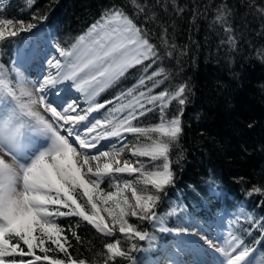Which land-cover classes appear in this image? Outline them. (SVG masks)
I'll list each match as a JSON object with an SVG mask.
<instances>
[{
  "label": "trees",
  "instance_id": "trees-1",
  "mask_svg": "<svg viewBox=\"0 0 264 264\" xmlns=\"http://www.w3.org/2000/svg\"><path fill=\"white\" fill-rule=\"evenodd\" d=\"M137 2L146 6L145 12H139L131 0H33L30 5L27 0H6L0 7V19L31 21L44 31L46 39L56 48L64 49H70L78 37L113 5L123 8L134 23L145 30L160 58L148 73L143 69L152 63L151 60L128 69L101 94L100 101L114 99L119 92L135 85L141 75L151 74L159 68L164 69V74L154 80L164 82L153 89V94L173 91L181 84L188 86L181 117L183 133L169 153L174 182L160 193L142 182L138 183L137 190L138 194L159 195L153 208L156 219L172 210L177 211L180 220L174 214L169 215L170 219H165L163 226L168 230L161 231L155 220H141L138 216L130 219L129 223L138 231L148 233V238L140 241L112 231L111 236H106L78 216L53 217L64 229L61 236H67V255L55 245H51L52 250L47 253L41 252L37 244L31 257L16 259L24 260L25 264L28 260L33 264H50L57 259L70 264L68 256H71L73 260H84L85 264H104L106 243L119 240V247L125 251L131 244L137 245L131 252L134 264H147L162 252L164 244L175 241L183 246L169 233L183 230L194 233L192 227L216 223L223 210L227 232L242 240L254 250L255 257L262 260L264 194L254 189H264V14L261 13L264 0ZM177 8L183 11L178 13ZM217 8L227 9L235 47L221 43L228 34L219 23H214ZM34 16L40 19L34 20ZM161 25L167 28L166 33ZM162 37L168 41L167 46L162 43ZM16 49L18 45L10 39L0 42V73L13 84L18 80L12 71ZM169 51L173 53L171 56L167 54ZM152 84L153 81H146L144 87ZM180 107L173 101L166 110L167 115L174 116ZM158 120L157 109L133 124L152 126ZM151 135L156 136L155 133ZM135 136L141 145L149 143L144 137ZM111 178L105 176L100 185L104 193L112 192ZM76 195L78 202L87 208L81 190L77 189ZM185 218L189 219V228L178 227ZM72 231L80 237L79 241L72 236ZM34 235L41 234L37 231ZM20 243L27 251V246ZM49 245L50 241L45 238L44 247ZM36 255L41 256L40 261L35 260ZM45 255L48 260L44 259ZM133 261L117 257L108 264H133Z\"/></svg>",
  "mask_w": 264,
  "mask_h": 264
},
{
  "label": "snow or ice",
  "instance_id": "snow-or-ice-1",
  "mask_svg": "<svg viewBox=\"0 0 264 264\" xmlns=\"http://www.w3.org/2000/svg\"><path fill=\"white\" fill-rule=\"evenodd\" d=\"M27 2L30 5L33 0ZM131 3L139 12L146 11V6L137 0H131ZM176 11L179 13L183 9L177 8ZM261 13L264 14V9H261ZM227 15V9L217 8L214 23H219L225 34H228L227 39L221 43L235 47V38L230 34L233 29L228 23ZM33 19L40 18L34 16ZM17 24L18 28L13 27ZM0 25L4 26L0 27V42L6 37H16L20 32L31 31L36 27L35 23L13 18L0 19ZM161 27L166 33L167 28L163 25ZM162 43L168 45L163 37ZM171 47L175 49L174 44ZM57 52L63 60L54 58V62L47 61L55 69V75L50 73L31 88L20 80L13 84L0 73V264H25L24 260L16 258L31 257L37 244L41 252L47 253L52 250L51 245H55L67 255V236H61L64 229L53 217L78 216L98 232L111 236V230L100 217V209L96 203L98 198H103L105 205L112 201L118 209L115 214L109 208L104 211L109 213L114 224H119L121 233L129 239L136 237L144 241L148 238V233L138 231L125 219L128 215L125 206L131 208L132 205L127 197L118 199L122 196L119 181L116 192L104 193L100 188L104 177L140 172L143 177L141 182L146 186L151 185L156 193L163 192L166 186L174 182L169 153L183 133L181 117L183 106L187 102L188 86L181 84L173 91L153 94V89L164 82L154 80V77L164 74V69L159 68L151 74L141 75L135 85L119 92L114 99L95 103L96 96L123 77L128 69L151 60L152 63L143 69L144 73H148L160 58L145 30L138 27L123 8L113 5L89 26L84 35L78 37L70 49L57 47ZM167 54L171 56L173 53L169 51ZM68 80L74 81L77 89L85 93L88 104L86 109L77 111V106L63 97L54 106V102L43 95L46 89ZM149 80L153 84L145 88V83ZM58 92L59 90L53 92V95H58ZM173 101L181 107L174 116L169 117L166 110ZM108 104L113 105L108 109V117L103 120L93 118L87 124H82L88 121V114L104 109ZM41 107L44 113H50V118L39 111ZM157 109L158 123L152 126L133 124V121H138L140 117ZM112 113L117 115L113 116ZM98 127L104 131L97 133ZM123 133L135 134L138 138L144 137L149 141L134 146L131 155L149 158L151 168L143 162H138L139 167H134L128 160H124L123 166H119L121 161L118 157L122 148L117 149L113 144L109 146V150L100 144L101 140L110 137H119L123 141ZM152 133L156 136L151 135ZM40 138H43V142H40ZM74 145H78V148ZM123 147H127V144L124 143ZM92 149L96 151H89ZM5 156L11 162L6 161ZM101 158L107 162L101 164ZM81 160L82 163H79ZM157 161L161 163L157 164ZM123 185L124 188H131L135 209L139 210H133L131 215L138 216L141 220H155L153 208L160 199L159 195L138 194L127 180L123 181ZM77 189L86 198L90 212L84 204L78 202ZM254 191L264 194V189L261 188H255ZM261 227L264 228V224ZM167 230L161 227V231ZM37 231L40 236L34 235ZM72 236L77 241L80 240L75 231H72ZM45 238L50 241L48 248L44 247ZM21 241L27 246V251L21 247ZM205 242L211 246L206 238ZM119 243V240L106 243L104 264L117 257L133 261L131 252L137 249V245L133 243L125 251L118 246ZM216 250L225 257L219 264H254L255 261L254 250H250L235 236L227 247L222 246ZM44 259L48 260L47 255ZM35 260L40 261L41 256L36 255ZM68 261L70 264H85L84 260H73L71 256H68ZM27 264L33 262L28 260ZM50 264L65 262L57 259ZM261 264H264V259Z\"/></svg>",
  "mask_w": 264,
  "mask_h": 264
},
{
  "label": "rangeland",
  "instance_id": "rangeland-1",
  "mask_svg": "<svg viewBox=\"0 0 264 264\" xmlns=\"http://www.w3.org/2000/svg\"><path fill=\"white\" fill-rule=\"evenodd\" d=\"M5 2L6 0H0V7L3 6ZM28 23H32V22L28 21ZM0 27H4V26L0 25ZM13 27L18 28L19 25L17 24V25H14ZM6 39H10L12 40V43L18 45V49L15 54L16 55L15 61L12 64L13 71L16 70V75L19 77L18 80L22 81L25 84V86L29 88H31L32 85L37 84L36 83L37 76L35 74H32L30 70L28 69L27 70L29 72L23 69H19L20 67L17 65H20V64L27 65L26 66L27 68L29 69L33 68V70L39 71L42 68L44 59H46L48 56L49 57L54 56V58L63 60V58L59 56L57 49L53 47V45L51 44V42H49L48 39H46L44 31L39 29L37 25L31 31L20 32L16 37H6ZM23 53L25 54L23 57V60L21 59L18 60V58ZM24 58H27L26 64H25ZM70 82L71 83L66 85V87L70 88L69 86L71 85V89H74L75 86L73 85V81H70ZM108 88H106L104 91H106ZM62 89H63L62 87L61 88L51 87L47 89L45 93L47 100L52 101L53 97L55 96L53 95V92H57V90H59L58 92V95H59ZM48 90H51V92L48 93L49 92ZM77 96L78 94L77 95L75 94L73 97H75L76 99ZM99 97L100 96H96L95 103H100V101L98 100ZM67 101H70V99L68 98ZM87 107L85 106V109ZM112 107H113L112 104H108L106 105L104 109H100L96 112H92L88 114V121H85L82 124H87L89 121H92L93 118H100L103 120L105 117L109 116L108 109ZM39 111L42 114L46 115L47 118H50L48 115L50 113H44V111L42 112L41 108H39ZM111 115L114 116L117 114L112 113ZM148 119H151V118H148ZM102 131H104L103 128H101L99 132H102ZM122 136L124 137L123 141H121V138L119 137H110V138L101 140L100 143L104 141H107V142L113 141L117 149L122 148V152L120 154L121 155L120 160H122L123 162L124 160H128L130 164L134 167H139L138 162H143L148 168H151V165H150L151 162L149 158L136 157V156L131 155L132 148L136 145H141L140 141L136 138L135 134L123 133ZM40 142H43V138H40ZM124 143L127 144V147H123V145L121 146V144H124ZM74 146H77L78 148V145H74ZM4 159L8 162H11L10 158L7 156H5ZM159 162L160 161H157L156 163H159ZM115 166L116 165H114V167ZM113 177L111 178V180L113 181L112 192L117 191V181H119V188L122 190V196L118 197V199L122 200L123 197H127L129 204L132 205L131 208H128L127 206H125L126 211L128 212V215L125 217V219L129 222L130 219L135 218L134 216L131 215V212L133 210H136L137 212H139V210L135 209V199L133 198L131 188H124L123 181L125 180L130 181L132 188H135L136 190H138L139 185H140L138 183L143 180V177L141 176L140 172H136L132 174H128V173L113 174ZM96 203H97L98 208L100 209V213H99L100 217L103 218L105 223L108 225L109 229L113 233L115 232L121 233L119 230V224L118 223L114 224L112 218L109 216V213L107 211H104L105 208H109L113 210L114 214L117 213L118 209L115 208L114 203L112 201H109V203L105 205L103 203V198L96 199ZM87 209L89 210V212L91 211L90 206L88 205H87ZM222 211L223 210L220 211V217H218V220L216 221V223L214 224L209 223V224L200 225L197 227L195 225L194 228L192 227V230H195L194 233H187L184 230L178 231L177 233L174 231L172 233H169L170 236L175 237L177 242H180V243L182 242L183 246H180L175 241H173L172 243L164 244V246H162L163 248L162 252L157 254V256H155L154 258L150 259V261H148L149 263H147V261L145 263L147 264H202L199 260H196L197 257H200L201 260H203L204 264H219V262L221 260H224L225 257H223L216 249L222 246L227 247L228 242L232 239V236L230 235L229 232H227V228L224 225L226 214H224ZM176 212L177 211L171 210V212H169L168 214H165V215L161 214L157 219H155V224L158 227L160 226L163 227L164 220L170 219L169 215L171 214H174L175 218L180 220L176 216ZM189 225H190L189 219L185 218L180 221L178 227L189 228ZM205 238L211 242V246L209 245V243L205 242ZM139 259H137V261ZM254 264H261V259L255 257Z\"/></svg>",
  "mask_w": 264,
  "mask_h": 264
},
{
  "label": "bare ground",
  "instance_id": "bare-ground-1",
  "mask_svg": "<svg viewBox=\"0 0 264 264\" xmlns=\"http://www.w3.org/2000/svg\"><path fill=\"white\" fill-rule=\"evenodd\" d=\"M24 53L18 58V60H23V57H24ZM55 59H58V58H55ZM26 60H27V58H24V61H25V64H26ZM48 60H53V62H54V56H48L46 59H45V61H44V63H43V65H42V68H41V70H39V71H37V70H31L30 72L32 73V74H35L36 76H37V78H36V83H38V82H41V80L44 78V77H46V76H48L50 73L51 74H53V75H55V69L54 68H52L48 63H47V61ZM17 66H20V67H24V68H26L27 69V65H22V64H20V65H17ZM31 69V68H30ZM71 81V80H70ZM69 80L68 81H61L60 83H58V84H56L54 87L55 88H63L62 90H61V92H60V94L59 95H55L54 97H53V99H52V101L54 102H57V101H59L60 100V98L61 97H63L65 100H67L68 98L70 99V102H72V103H74L76 106H77V111H81L82 109H85V106L87 107L88 106V104H87V102H86V100H85V93L84 92H81V91H79L78 89H77V87H76V83L73 81V85L75 86L74 87V89H71V85L69 86L70 88H67L66 87V85H68V84H70L71 82H70ZM94 86V85H93ZM66 87V88H65ZM85 87L86 88H88V86L87 85H85ZM64 90V91H63ZM90 90V89H89ZM46 91H47V89H46ZM46 91H45V93H46ZM49 92L48 93H50L51 92V90H48ZM63 91V92H62ZM45 93H44V95H45ZM77 95L78 94V96L76 97V99H75V97H73L74 95ZM72 97V98H71ZM55 102H54V106H55ZM41 110H42V112L44 111L43 110V108L41 107ZM59 110V109H58ZM73 115H75L76 113H72ZM49 115V117H50V114H48ZM83 123V122H82ZM100 129L101 128H98L97 129V133L100 131ZM93 134H96V133H93ZM101 145H104L106 148H109V150H111V148L109 147L110 145H112V144H115L113 141H110V142H107V141H104V142H101L100 143ZM123 144H121V146H122ZM89 151H92V152H95L96 150L95 149H92V150H89ZM121 156V155H120ZM120 156L118 157V159L120 160ZM121 161V164L119 165V166H123V161L122 160H120ZM105 162H107V161H105L103 158H101V160H100V163L101 164H103V163H105ZM80 163H82V160L80 161ZM95 162H93V164H94ZM196 260H199L202 264H204V262H203V260H201V258L200 257H197V259Z\"/></svg>",
  "mask_w": 264,
  "mask_h": 264
}]
</instances>
